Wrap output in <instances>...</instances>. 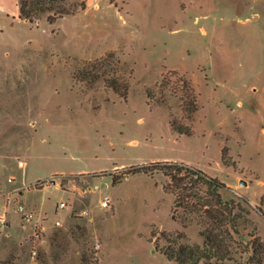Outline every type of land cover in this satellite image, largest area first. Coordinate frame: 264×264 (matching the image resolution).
I'll return each mask as SVG.
<instances>
[{
  "label": "rangeland",
  "instance_id": "obj_1",
  "mask_svg": "<svg viewBox=\"0 0 264 264\" xmlns=\"http://www.w3.org/2000/svg\"><path fill=\"white\" fill-rule=\"evenodd\" d=\"M0 4V264H176L168 179L120 170L161 160L219 177L264 240V0H65L54 24Z\"/></svg>",
  "mask_w": 264,
  "mask_h": 264
},
{
  "label": "trees",
  "instance_id": "obj_2",
  "mask_svg": "<svg viewBox=\"0 0 264 264\" xmlns=\"http://www.w3.org/2000/svg\"><path fill=\"white\" fill-rule=\"evenodd\" d=\"M63 1L65 0H19V19L33 24L42 15L48 14L47 21L54 24L71 13L64 5H59ZM82 7H85L84 3ZM107 82L122 98L128 97L129 84L122 89L117 80ZM182 82L188 92L182 100L189 106L191 113L195 114L200 110L199 93L187 77H182ZM171 127L181 135H193L189 126L180 125L175 119L172 120ZM226 153L227 148L224 147L222 162L232 166ZM120 170L127 176L143 173L154 177L155 174L162 173L168 179L164 190L174 196L172 219L182 227L175 232H163L167 244L162 252L170 261L176 264H224L237 262L238 256L242 258L243 255H248L247 264H264V240L259 228L250 218V210L235 199L226 200L223 197L221 190L227 188V185L219 177L185 161L173 160L152 161ZM106 172L101 171L100 174ZM114 182H117L115 177ZM260 203L256 209L264 217V198H261ZM192 225L198 226L202 243L190 241L186 229ZM248 226L253 228L248 233L249 239L244 241L243 229Z\"/></svg>",
  "mask_w": 264,
  "mask_h": 264
},
{
  "label": "built area",
  "instance_id": "obj_3",
  "mask_svg": "<svg viewBox=\"0 0 264 264\" xmlns=\"http://www.w3.org/2000/svg\"><path fill=\"white\" fill-rule=\"evenodd\" d=\"M103 205H104V206H107V205H108V201H105ZM61 206H62V207H66V203H62ZM20 211H21V213H22V217H23V219H24L25 221H31V220H32L34 214H33L31 211H28L24 206H21V207H20ZM0 222H1L2 224L5 225L6 222H7L6 217L3 216V217L0 219Z\"/></svg>",
  "mask_w": 264,
  "mask_h": 264
},
{
  "label": "water",
  "instance_id": "obj_4",
  "mask_svg": "<svg viewBox=\"0 0 264 264\" xmlns=\"http://www.w3.org/2000/svg\"><path fill=\"white\" fill-rule=\"evenodd\" d=\"M241 184L246 185V182L244 180L241 181Z\"/></svg>",
  "mask_w": 264,
  "mask_h": 264
},
{
  "label": "crops",
  "instance_id": "obj_5",
  "mask_svg": "<svg viewBox=\"0 0 264 264\" xmlns=\"http://www.w3.org/2000/svg\"><path fill=\"white\" fill-rule=\"evenodd\" d=\"M0 8H2V7H1V4H0ZM18 16H19V15H18Z\"/></svg>",
  "mask_w": 264,
  "mask_h": 264
}]
</instances>
